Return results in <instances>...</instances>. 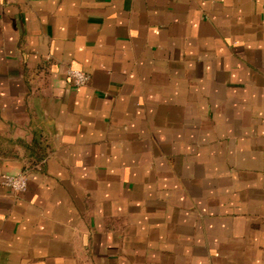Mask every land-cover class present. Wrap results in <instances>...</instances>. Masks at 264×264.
Listing matches in <instances>:
<instances>
[{
	"label": "crops",
	"instance_id": "crops-1",
	"mask_svg": "<svg viewBox=\"0 0 264 264\" xmlns=\"http://www.w3.org/2000/svg\"><path fill=\"white\" fill-rule=\"evenodd\" d=\"M0 264H264V0H0Z\"/></svg>",
	"mask_w": 264,
	"mask_h": 264
},
{
	"label": "built area",
	"instance_id": "built-area-1",
	"mask_svg": "<svg viewBox=\"0 0 264 264\" xmlns=\"http://www.w3.org/2000/svg\"><path fill=\"white\" fill-rule=\"evenodd\" d=\"M69 77L76 86H83L89 83L90 75L83 70H70ZM3 184L15 192H24L28 188V175L26 173L4 174Z\"/></svg>",
	"mask_w": 264,
	"mask_h": 264
}]
</instances>
